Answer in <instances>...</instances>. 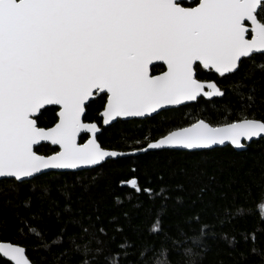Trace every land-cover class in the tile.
Here are the masks:
<instances>
[{"label": "snow or ice", "instance_id": "snow-or-ice-1", "mask_svg": "<svg viewBox=\"0 0 264 264\" xmlns=\"http://www.w3.org/2000/svg\"><path fill=\"white\" fill-rule=\"evenodd\" d=\"M245 60L250 64L243 76L255 85L258 75L260 86L247 95L237 93L238 111H228L222 121L197 118L171 128L147 149H210L227 143L243 150L253 138L264 140V112L257 115L255 102L259 91L264 105V0H0V178L19 188L51 170L94 169L129 155L98 141L100 127L84 119L90 104L101 101L100 116L109 125L201 97H223L222 87L201 74L207 70L226 78ZM45 112L53 113L47 118L51 126H41ZM81 133L91 136L81 142ZM41 142L55 147L40 153ZM143 151L135 147L130 154ZM120 185L150 199L163 195L141 187L135 176ZM23 203L30 207V200ZM257 208L264 224V192ZM225 214L232 218L230 211ZM26 223L21 221L22 227ZM162 230L158 215L149 237ZM27 232L50 249L39 229L29 226ZM63 235L51 246H61ZM68 243L85 257L81 264H149L148 253L155 252L153 244L137 254L126 239L115 249L98 241L94 252L75 238ZM167 251L155 253L154 264H162L161 256L167 264ZM200 251H206L203 245ZM250 252L264 264V251L252 247ZM184 254L191 256L193 250L185 248ZM3 258L7 264H35L14 242H0Z\"/></svg>", "mask_w": 264, "mask_h": 264}, {"label": "trees", "instance_id": "trees-1", "mask_svg": "<svg viewBox=\"0 0 264 264\" xmlns=\"http://www.w3.org/2000/svg\"><path fill=\"white\" fill-rule=\"evenodd\" d=\"M249 64L245 60L235 75L226 78L207 70L201 74L202 80L216 81L222 87L226 93L223 97H201L194 104L163 110L142 121L118 119L109 125L103 124L102 108L98 107L101 101L96 100L89 105L84 119L98 124L101 131L97 138L105 148L122 153L145 148L171 128L197 118L222 121L228 111H238L241 102L237 93L247 95L253 86H260L258 75L255 85L253 78L243 76ZM261 98L257 91L258 116L264 112ZM51 115L45 112L40 117L41 126H51L47 119ZM86 139L84 135L80 141ZM51 148L42 145L36 150L48 153ZM132 176L138 178L141 187H150L158 194L163 191V195L150 199L120 185L121 180ZM262 192L264 140L252 142L240 152L230 147L201 152H147L109 160L102 167L74 174L50 173L19 188L9 180L0 181V242L24 246L35 264H81L85 257L68 243L72 238L93 252L101 240L115 249L126 239L135 245L132 251L137 254L154 244L155 252L148 253L149 264H154V254L165 248L167 264H262L260 257L250 252L252 247L264 251V224L257 208ZM25 200H30V207L24 206ZM225 210L232 213L231 219ZM158 215L163 230L149 237ZM21 221L29 223L22 227ZM29 226L47 237L50 249L40 247L39 240L27 232ZM201 229L206 235H201ZM61 233L64 243L51 246ZM113 236L114 242L110 239ZM233 238L236 243L230 245ZM181 241L183 244L177 247ZM201 245L205 252L200 251ZM185 248H191L193 254L185 255ZM160 259L164 264L165 258ZM0 264L7 262L0 259Z\"/></svg>", "mask_w": 264, "mask_h": 264}, {"label": "water", "instance_id": "water-1", "mask_svg": "<svg viewBox=\"0 0 264 264\" xmlns=\"http://www.w3.org/2000/svg\"><path fill=\"white\" fill-rule=\"evenodd\" d=\"M257 55H259V54H257ZM214 74H216V73H214ZM216 75H218V74H216ZM194 103L195 102H188L185 106L190 105V104H194ZM179 107H182V106H170V107H168L166 109H163V110H172V109H176V108H179ZM163 110H158V113L161 112V111H163ZM156 114H152L150 116H146V117H142V118H117L116 120L122 119V120H126V121H133V120L142 121V120L148 119V118H150V117H152V116H154ZM115 121L110 122V124L114 123ZM98 133H97V136H98ZM84 135H86L87 136V139H88L91 136V133H81L80 134V138L82 136H84ZM255 141H259V139L258 138H253V140L251 142H247V145L250 144V143H252V142H255ZM42 145H49L51 147H55V146L50 145L49 142H41V145L37 146L36 149L38 147L42 146ZM224 147H230V148L234 149L237 152H240V151H243L244 150V149L243 150L242 149H236L232 145L227 144V143L225 145H222V146L221 145L213 146V148H210V149H194V150H187V149H183V148H169V147H162L160 149H147V146H146L145 147V151H143V152H139V153H136L134 155L130 154L132 152H128L126 154H129V155H124V156H121V157H118V158H114V159H109V160H116V159H120V158L132 157V156H137L139 154H144V153H147V152H155V151H162V150L163 151L164 150L165 151H182V152H201V151H209V150H213V149H220V148H224ZM109 160H107V161H109ZM91 169L92 168L82 169V170H51L50 173H61L62 171L75 173V172L86 171V170H91ZM2 180H6V179L0 178V181H2ZM3 259L6 260V258H3Z\"/></svg>", "mask_w": 264, "mask_h": 264}]
</instances>
